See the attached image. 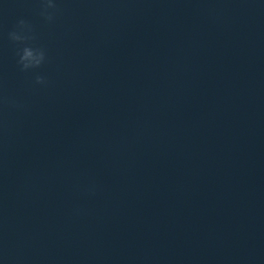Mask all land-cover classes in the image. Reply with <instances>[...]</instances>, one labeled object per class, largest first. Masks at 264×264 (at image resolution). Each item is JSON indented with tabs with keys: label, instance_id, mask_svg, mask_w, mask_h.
I'll return each mask as SVG.
<instances>
[{
	"label": "clouds",
	"instance_id": "9594fccd",
	"mask_svg": "<svg viewBox=\"0 0 264 264\" xmlns=\"http://www.w3.org/2000/svg\"><path fill=\"white\" fill-rule=\"evenodd\" d=\"M59 11L57 0H40L39 14L46 21L53 22ZM8 39L16 45L17 64L20 70L33 73L34 83L46 87L48 85L46 76L41 75L37 70L46 63L47 51L32 43L36 39L32 25L24 19H19L13 30L8 32ZM0 103L17 109L23 108L22 104L8 96L0 97ZM95 191L94 185L86 189L89 194H95Z\"/></svg>",
	"mask_w": 264,
	"mask_h": 264
}]
</instances>
